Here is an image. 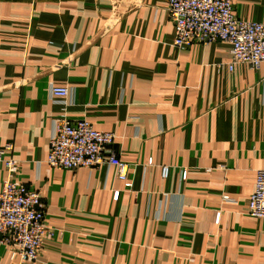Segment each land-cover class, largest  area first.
<instances>
[{"label":"crops","instance_id":"obj_1","mask_svg":"<svg viewBox=\"0 0 264 264\" xmlns=\"http://www.w3.org/2000/svg\"><path fill=\"white\" fill-rule=\"evenodd\" d=\"M231 1L264 23V0ZM174 38L168 0H0V147L13 146L9 177L42 195L54 233L36 261L0 245V264H264V218L249 215L264 63L231 66L228 43L178 50ZM62 116L117 136L131 189L115 167L48 166ZM7 179L1 161L0 191Z\"/></svg>","mask_w":264,"mask_h":264},{"label":"built area","instance_id":"obj_2","mask_svg":"<svg viewBox=\"0 0 264 264\" xmlns=\"http://www.w3.org/2000/svg\"><path fill=\"white\" fill-rule=\"evenodd\" d=\"M168 12L174 24V47L186 50L193 44L208 45L224 42L232 46V64H247L258 69L264 63V23L239 19L231 0H168ZM72 91L52 87L51 97L71 105ZM117 136L96 130L88 121H72L62 116L54 121L47 164L56 170H92L115 167L118 178L128 189V165L114 146ZM13 150L11 144L0 147V162L5 163L8 179L0 191V245H6L20 262L36 261L43 240L53 236L45 222L46 203L42 195L26 185L12 182L10 175L16 167L5 155ZM168 167L162 174L167 177ZM187 172H183V179ZM116 193V198L118 197ZM249 215L264 218V170L256 173L255 190L250 198Z\"/></svg>","mask_w":264,"mask_h":264}]
</instances>
